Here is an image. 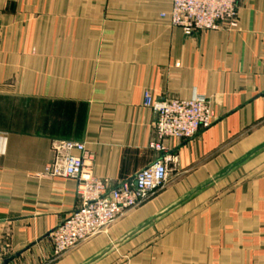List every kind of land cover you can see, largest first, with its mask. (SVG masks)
<instances>
[{"label": "crops", "instance_id": "0c3cea01", "mask_svg": "<svg viewBox=\"0 0 264 264\" xmlns=\"http://www.w3.org/2000/svg\"><path fill=\"white\" fill-rule=\"evenodd\" d=\"M171 0H0L3 264H264V0L237 27L185 36ZM152 99L205 97L214 122L165 139L168 180L98 235L52 258L76 183L43 174L52 139L83 143L109 188L161 152Z\"/></svg>", "mask_w": 264, "mask_h": 264}, {"label": "built area", "instance_id": "2783aa9c", "mask_svg": "<svg viewBox=\"0 0 264 264\" xmlns=\"http://www.w3.org/2000/svg\"><path fill=\"white\" fill-rule=\"evenodd\" d=\"M237 9L238 0H171L168 12L161 17L189 36L200 31L235 29ZM143 105L156 114L153 124L156 141L151 147L161 153L151 164L113 188L92 174L88 164L92 153L83 143L62 139L50 141L53 159L46 164L43 174L73 179L78 199L75 209L48 235L53 260L103 232L163 187L168 180V165L174 160L164 151L162 142L165 139L189 140L214 122L212 109L203 96L155 101L146 91ZM3 262L4 250L0 248V264Z\"/></svg>", "mask_w": 264, "mask_h": 264}]
</instances>
